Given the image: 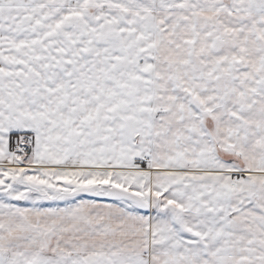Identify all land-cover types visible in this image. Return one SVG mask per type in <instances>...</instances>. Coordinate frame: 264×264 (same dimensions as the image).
Segmentation results:
<instances>
[{"label": "snow or ice", "instance_id": "snow-or-ice-1", "mask_svg": "<svg viewBox=\"0 0 264 264\" xmlns=\"http://www.w3.org/2000/svg\"><path fill=\"white\" fill-rule=\"evenodd\" d=\"M0 264H264V0H0Z\"/></svg>", "mask_w": 264, "mask_h": 264}]
</instances>
